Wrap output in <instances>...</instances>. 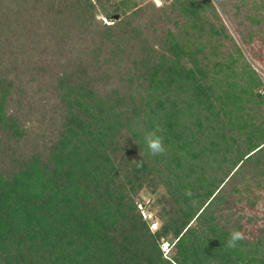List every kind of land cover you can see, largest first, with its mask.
Returning <instances> with one entry per match:
<instances>
[{
    "label": "trees",
    "instance_id": "obj_1",
    "mask_svg": "<svg viewBox=\"0 0 264 264\" xmlns=\"http://www.w3.org/2000/svg\"><path fill=\"white\" fill-rule=\"evenodd\" d=\"M122 1L114 14L125 8L128 0ZM193 6L185 11L197 15ZM164 48L144 63V118L127 122L146 156L138 171L150 167L162 179L180 221L150 231L151 221L126 192L116 156L128 117L74 98L63 135L46 156L0 170V264H264V242L225 246L232 227L217 211L225 201L222 185L248 168L264 176V77L241 47L212 70L193 63L173 34ZM4 103L0 91V128L18 135ZM157 125L167 150L152 156L143 137ZM170 237L175 251L169 257L161 245Z\"/></svg>",
    "mask_w": 264,
    "mask_h": 264
},
{
    "label": "rangeland",
    "instance_id": "obj_2",
    "mask_svg": "<svg viewBox=\"0 0 264 264\" xmlns=\"http://www.w3.org/2000/svg\"><path fill=\"white\" fill-rule=\"evenodd\" d=\"M121 1L0 0V91L6 120L19 128L18 135L0 128V170L34 154L46 156L63 135L74 98L107 115L122 112L128 120L118 135L120 176L136 204L149 201L154 233L180 221V214L162 179L150 167L138 171L146 156L128 122L145 115L144 63L159 57L173 34L193 63L211 70L241 47L263 78L264 0H128L115 13L120 19L108 18ZM192 1L197 15L185 11ZM248 169L221 186L225 201L217 211L222 222L244 233V241L262 243L264 176Z\"/></svg>",
    "mask_w": 264,
    "mask_h": 264
},
{
    "label": "clouds",
    "instance_id": "obj_3",
    "mask_svg": "<svg viewBox=\"0 0 264 264\" xmlns=\"http://www.w3.org/2000/svg\"><path fill=\"white\" fill-rule=\"evenodd\" d=\"M162 129L159 125L155 126L152 130L147 131L144 134V144L148 149V152L152 156L163 155L166 152V146L164 144V137L160 134ZM141 156V153H140ZM185 195L191 197L192 192L190 189L185 190ZM245 238L242 231L234 229L229 233L225 246L229 249L237 247L238 243Z\"/></svg>",
    "mask_w": 264,
    "mask_h": 264
},
{
    "label": "built area",
    "instance_id": "obj_4",
    "mask_svg": "<svg viewBox=\"0 0 264 264\" xmlns=\"http://www.w3.org/2000/svg\"><path fill=\"white\" fill-rule=\"evenodd\" d=\"M261 73L264 74V71H259ZM262 93H264V87L261 90ZM148 205H149V201H144L138 204V209L143 217L144 220L146 221H152L153 216L151 215V213L149 212L148 209ZM155 223H153L151 226H154ZM157 229V228H156ZM172 248V243L169 241H164L161 245V249L164 253H169V251Z\"/></svg>",
    "mask_w": 264,
    "mask_h": 264
},
{
    "label": "water",
    "instance_id": "obj_5",
    "mask_svg": "<svg viewBox=\"0 0 264 264\" xmlns=\"http://www.w3.org/2000/svg\"><path fill=\"white\" fill-rule=\"evenodd\" d=\"M116 19L117 20L119 19V16L118 15L112 17V20H116Z\"/></svg>",
    "mask_w": 264,
    "mask_h": 264
}]
</instances>
